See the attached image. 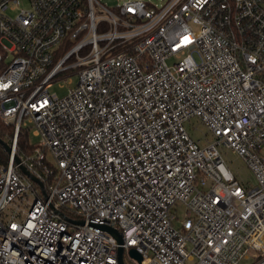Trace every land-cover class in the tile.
<instances>
[{
    "label": "built area",
    "instance_id": "2783aa9c",
    "mask_svg": "<svg viewBox=\"0 0 264 264\" xmlns=\"http://www.w3.org/2000/svg\"><path fill=\"white\" fill-rule=\"evenodd\" d=\"M19 5L0 0L13 129L0 264H120V247L139 264H264V0H29L7 14ZM63 80L67 94L51 93ZM192 118L214 141L190 135ZM23 129L39 141L17 156Z\"/></svg>",
    "mask_w": 264,
    "mask_h": 264
},
{
    "label": "rangeland",
    "instance_id": "374dc122",
    "mask_svg": "<svg viewBox=\"0 0 264 264\" xmlns=\"http://www.w3.org/2000/svg\"><path fill=\"white\" fill-rule=\"evenodd\" d=\"M20 5L16 10H10L8 11V15L11 17H15L20 9H27L29 8V0H19ZM100 3L105 4L106 6L113 7L118 2H122L123 0H98ZM152 1L153 3H161L162 0H147ZM69 48H66V46H59L56 48L55 51H60L59 59L62 58L65 55V52H67ZM196 60H200L198 54H194ZM75 78V77H74ZM70 88V85L67 81H61L60 83H56L53 88L50 89L51 93L57 94L59 97H64L68 90ZM185 128L190 133V135L195 138L196 140H201V146H205L208 142H212L215 139V136L209 132L207 127L198 119V118H192L191 120H188L185 122ZM30 140L32 143H37L39 141V138L34 135V131L31 130L30 132ZM221 152L223 154L224 160L229 164L230 169L237 174L238 179L241 181L244 185H253L255 183V179L253 177V174L249 170V168L244 163L243 159L238 156L236 153H234L232 150L227 149H221ZM177 219L174 221L175 227L179 228L181 226V221L185 218V209L184 206L179 204L176 211ZM124 261L126 264H139L137 260L133 259L128 251L124 254ZM254 261V259L250 260H243L240 264H251Z\"/></svg>",
    "mask_w": 264,
    "mask_h": 264
},
{
    "label": "trees",
    "instance_id": "16d2710c",
    "mask_svg": "<svg viewBox=\"0 0 264 264\" xmlns=\"http://www.w3.org/2000/svg\"><path fill=\"white\" fill-rule=\"evenodd\" d=\"M13 138V129L5 125L0 119V140L11 147ZM37 143L30 140V131L23 129L20 131L17 141V156L23 154H32ZM10 154L7 152L4 144L0 142V165L7 166Z\"/></svg>",
    "mask_w": 264,
    "mask_h": 264
},
{
    "label": "water",
    "instance_id": "95a60500",
    "mask_svg": "<svg viewBox=\"0 0 264 264\" xmlns=\"http://www.w3.org/2000/svg\"><path fill=\"white\" fill-rule=\"evenodd\" d=\"M0 142L2 143V144H4V146H5V148H6V150H7V152L10 154L11 153V151H12V149H11V147L9 146V145H7V144H5L4 142H2L1 140H0ZM15 160H16V162L17 163H19L20 162V160H19V158L18 157H16L15 158ZM21 169H22V172L25 174V175H27L28 177H30L31 179H33L35 182H38V183H40L27 169H26V167H21ZM107 230L109 231V232H111L116 238H118V240H119V242L121 243L122 242V234L117 230V229H112V228H107ZM129 255L133 258V259H135V260H137L138 262H141V260H142V257H141V255L139 254V253H137L134 249H131L130 250V252H129ZM119 262H120V264H125V262H124V249L122 248V247H120V249H119Z\"/></svg>",
    "mask_w": 264,
    "mask_h": 264
}]
</instances>
